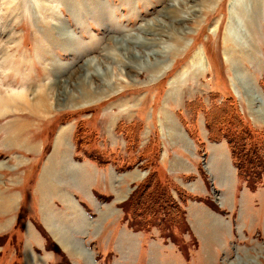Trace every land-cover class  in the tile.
<instances>
[{"label":"rangeland","instance_id":"1","mask_svg":"<svg viewBox=\"0 0 264 264\" xmlns=\"http://www.w3.org/2000/svg\"><path fill=\"white\" fill-rule=\"evenodd\" d=\"M174 8L186 19L180 23H171L170 18L166 17L164 21H168L172 27L159 24V27L156 24L151 27L152 35L156 30L163 35L157 36L156 40L163 41L165 47V52L160 58L162 61H154L155 65L151 69L138 70L126 66V59L115 60L116 53L115 57H112L114 54L110 48L115 45L114 37L121 38L130 33L135 34L131 35L133 37L136 34L145 36L137 31L141 24L146 26L148 21L155 17L160 18ZM248 9L252 11L251 14L254 12L255 16L252 15L255 27L249 30L245 22H237L246 39H252L244 53L231 43L229 30L236 26L235 16L245 19ZM173 29L177 32H171ZM174 34L181 35L178 43H174L177 41L173 40ZM131 36L128 37L132 38ZM198 48L202 52L204 62L202 61L199 69H195L190 64V59ZM144 49L140 47L139 51ZM167 50L169 52H166ZM110 55L111 57H108ZM88 58L98 59V67L102 72H107L105 83H102L101 77L93 74L91 80L95 84L80 86L78 78L83 71L80 64ZM131 58L133 59L134 55ZM74 68L77 73L69 76L70 81H66L64 77ZM237 75L243 76L245 83L250 86L248 91H244V97L237 91ZM246 77L249 80H246ZM174 80L177 81L172 84L171 81ZM41 85L46 90L49 89L48 111H38L35 106L30 107L31 103H24L22 99L14 97L15 93ZM65 85L68 87L66 91ZM253 86L256 89H253L254 91L251 88ZM175 88L179 90L176 94ZM260 89L264 93V0H0V160L2 156L4 162H11V159L18 161L17 148L22 149L21 152L29 153L19 145L17 130L25 131L27 136L29 134V137L35 140L46 122L54 120L56 122L45 129L46 137L49 138L56 123L68 120V143L69 138L72 139L73 136L70 144L74 143L79 150L89 149L91 157H95V152L87 142L91 143L96 138L102 150L105 149L100 153V157H95L97 161H94L97 164H104L102 162L106 161L108 164L105 174L103 170L104 180L97 179L96 184L103 186L106 191L100 193L101 197H96L106 204V208L99 205L94 207V211L87 210V215L92 218L89 220H93L92 223L100 227L103 221L106 222V219L114 216V211L118 215V208L109 206L115 202L111 200L108 203L111 199L109 191L121 186L124 190L123 199L128 193L133 195L135 200L132 199L129 203V195L121 202L120 223L125 222L129 226V218L132 217L135 224H139L138 228L143 227V224L147 226L149 238L157 239L161 243L163 240L158 238H168H163L166 246H175L187 264H264V105L261 106V102L255 99L256 96L264 98ZM228 94H233L234 101H229L230 120L225 121L229 127L223 125V129L220 125L225 120L224 98ZM248 94L255 97L251 100ZM167 100H171L170 105H173L170 109L177 111L174 114H179L182 118L184 115L181 110L186 113L187 119L184 116L183 120L189 125L197 142L201 139L196 129L197 116H193L196 108H203L199 110L203 113L200 122L204 121L211 139H226V131L232 137V133L236 131L235 127H238L237 137L240 139L233 138V143L236 148H239L237 141H240V146L244 144L249 147L247 155L251 157L248 161L246 156L243 163L247 167L250 166L254 172L263 171L260 178L254 177L253 187L248 186L246 181L239 177L241 187L236 192L237 208L234 212H229V235L228 227L224 226L218 237L217 232H214L216 237L200 240L191 230V224L187 220L188 205L196 200L193 196L206 205L205 199L211 198L208 203L212 204L216 194L213 191L209 192L205 199H200L201 196L194 194L192 196L187 192V185H184L188 179L178 182L162 167L160 171L167 178H162L159 186L154 185L151 194L137 190L155 173L153 164L156 161V149H160L161 135L157 126L160 114L169 109L162 107L164 102L168 103ZM178 108H181L179 112ZM197 112L198 110L195 111ZM72 122L76 123L74 129ZM61 128L65 129V126L60 127L58 133ZM71 131L73 133L70 135ZM136 140L140 141L139 145L135 143ZM146 143L154 144V148L144 150ZM70 144L68 153L59 157L58 162H61L55 169L51 164L46 165L48 160L42 163V159H39L34 160L33 169L26 172L31 180L24 186V198L19 212L21 219L9 235L0 237V245L5 248V252L1 254V264H18L13 255L14 249L19 248V239L16 237L25 227L23 219H34L33 197L36 196L32 193V184L37 179L39 165V176L57 186V190L67 192L73 188L78 189L75 186L80 183L86 188L85 181L83 182L71 164L70 158L78 159L70 157ZM227 144L229 146L228 141ZM77 155L82 161H87L82 153L78 152ZM236 158L239 159V156ZM28 160L30 161L26 159V162ZM113 164H117V168ZM14 165L9 168L11 181L19 179L20 175L12 169ZM167 198H170L169 202ZM134 201H138L137 204ZM152 201H155L153 207ZM215 208L219 209V206L215 205ZM78 209L81 210L79 207ZM254 212L255 216L252 215ZM76 213L80 215L78 210ZM76 219L72 225L78 223L80 226L83 219ZM88 226L86 225V229ZM107 226L113 229L112 224ZM66 227L69 228V225ZM53 228L57 231L54 226ZM80 229L83 230L81 227L78 231ZM86 229L81 234L85 235ZM64 232L59 228V235L65 236ZM109 233L110 231L107 235ZM224 234L226 238L223 237ZM163 252L167 257L166 262L161 260L159 251L154 247L136 249L129 263L124 256L120 261L121 264H179L173 258L177 257V254L168 249ZM61 256L57 258V263L64 255ZM9 258L14 260L8 263Z\"/></svg>","mask_w":264,"mask_h":264},{"label":"crops","instance_id":"2","mask_svg":"<svg viewBox=\"0 0 264 264\" xmlns=\"http://www.w3.org/2000/svg\"><path fill=\"white\" fill-rule=\"evenodd\" d=\"M236 78L238 79L237 84L239 86V88L236 86L237 89H239L237 91L241 97H244L245 89L244 82L242 81L243 79H241V75ZM247 79L248 77H246V80ZM176 89L177 88H175V94L179 91ZM252 89H254V86ZM261 93L264 95L262 91ZM234 95L237 97L236 94ZM167 101L168 103L164 102L162 107L166 108V110L169 109L160 114L157 126L158 132L160 130L159 134L161 133V135H159L160 149L159 151L156 149V161L155 164H153L155 171L157 172L156 174L160 177H166V175H163L160 171V167H162L163 169H166L167 173L173 179L178 180V182L181 179H188L186 182L183 180L184 185H187V192L192 196L193 194L201 196L202 198L200 199L208 197L209 192L211 191L215 192L216 194L214 196L215 200L212 203L213 205L208 203L211 202V198L205 199L208 206L203 203L202 200H198L196 196H193L196 200L191 201L188 205L187 220H189L188 222L191 224V230L200 238V240L205 239L206 237H216L214 232H217L218 237L224 226L228 227L227 233L229 235V212H234L237 208L236 192L239 187H241V184L237 169L231 158L227 140L225 138L211 139L209 137V129L207 130L204 121L200 122V117L203 113L198 111L195 114V117L197 116L198 126L196 129L198 130L201 140L200 142H197L191 134L189 125L183 120L184 116L186 118V113L183 112L181 108H178V112L181 110L184 116L182 118L179 114L177 116V114H174L175 112L177 113V111H172V109H170L173 107V105H170L171 100ZM172 103L175 104L173 101ZM67 121L68 120L56 123L54 125L56 128L53 126L54 131L49 138L45 136V129L49 128L51 123L56 122L54 120L46 122L44 128H41L37 134L38 139L35 140L31 139L29 134L27 136L25 131L17 130L19 145L23 147L25 151L28 150L29 153L21 152L20 150L22 149L17 148L19 150L18 161L11 159V162H9V160H5L4 162L3 157L1 156L0 237L9 235L8 233L15 229V225L18 224L21 219L19 212L24 198V186L26 185V182L31 180L27 177L26 172L31 168L33 169L34 160L42 159V163L44 160H48V164L46 165L48 166L51 164L55 169L59 162H61H58L59 157L68 153L67 148L73 141V136L72 139L69 138L68 143L66 138V135L69 134V131L66 129ZM262 122H264V118H262ZM75 124L76 123L72 122L73 129L75 128ZM62 126H65L64 134L62 133V135L59 136V141L57 142V133ZM72 133L73 131H71L70 135ZM135 143H138L139 145L140 141L136 140ZM73 144H70L72 149L70 157H74L78 160L70 158V161L74 166L73 168L75 169V172L79 174L83 182L85 181L86 188L80 183L78 186H75L78 189L73 188L67 190V192H62V189L57 190V186H53L50 184L51 182H46L45 177L41 178L39 176V165L36 174L37 179L33 181L32 184V193L36 196V198L33 197V200H35L34 219L31 217L24 218L23 222H25V227L21 233H19L18 237H16L17 240L19 239V248L14 249L13 255H15L14 259H17L18 264H35L34 262L36 261H39V264H55L59 257L56 252L48 249V241L60 249L61 253L68 258L70 264H97L95 263L96 261L99 262L98 264H121L120 259L122 260V256H124L127 263H129V259H132L136 249H144L148 247L157 248L161 260L163 261L167 260V257L164 255L165 251L163 252V250L168 249L179 256L173 257L175 262H178L179 264H187L182 257V254H180L179 251H176V247H167V243L164 242L162 237H153L158 238L161 241L163 240L161 243L157 241V239L153 240L149 238L146 231H136L130 228L127 223H120L122 211L121 202L130 195L127 193L126 198L123 199L124 190H122L121 186L115 188L113 191H109L111 199H108V203H110L111 200L115 201L113 205L109 206L118 208V215H116V212L114 211V216L106 219V222L103 221V224L100 227L92 223L93 220L92 222L89 220L92 218L87 215V210L91 209L94 211V207L99 205L106 208V204L103 201L96 199L97 196L101 197L100 193H106V191L103 186L100 187L96 184L97 179H99V181L104 180L103 170L105 174L107 172L106 169L108 164H106V161L102 162L104 164H97L95 162L96 160L94 161L95 158H91V151H89V149L79 150V147H76L75 144ZM87 145H91L95 153H103V150H105H102V147L99 142L96 141V138L91 143L87 142ZM151 145L152 143H146L144 150L148 151L149 148H154V144L152 147ZM46 147L48 148V151L44 155L43 152ZM37 152H40L39 155H37ZM78 152L82 153L87 161L79 159L81 157L77 155ZM26 159H30V161L28 160L26 162ZM42 163L40 162L41 165ZM12 165H14L12 167V169L15 170L14 172H18V175H20L19 179L11 181L9 180L11 175L9 168ZM113 165L116 167L117 164ZM153 177L154 173L152 174V178ZM141 180H143V178ZM229 200L231 202H229ZM214 204L216 206L218 205L219 209L215 208ZM78 207L82 211L79 210ZM75 209L78 210V213L80 214L79 216H81L83 222L80 223V226L77 223L74 227L72 226L68 228L66 227L67 225L71 226L77 220L76 218L78 216L76 217L77 213ZM103 212H105V210ZM110 213L111 212H109V214ZM252 215L255 216V212ZM51 221L53 222L50 223ZM111 224L113 225V229L107 226ZM86 225H89L87 229ZM53 226H60V228L65 231L64 235L66 238L68 237V242L63 240V238L55 232ZM79 227H82V232L78 231ZM85 229V235L81 234L84 233ZM108 231H110V233L107 235ZM74 233L79 234L75 235ZM225 235L226 234H224L223 237ZM226 237L227 236H225V238ZM17 251L18 253L16 254L15 252ZM3 252H5V248L3 245H0V260ZM90 256L92 262H90ZM14 259L10 260L9 258L8 263ZM161 264L167 263L161 262Z\"/></svg>","mask_w":264,"mask_h":264},{"label":"bare ground","instance_id":"3","mask_svg":"<svg viewBox=\"0 0 264 264\" xmlns=\"http://www.w3.org/2000/svg\"><path fill=\"white\" fill-rule=\"evenodd\" d=\"M252 7V6H251ZM259 7V6H258ZM242 8L244 9V7L242 6ZM241 8V9H242ZM246 9L248 8V7H245ZM260 8V7H259ZM188 9V8H187ZM245 9V10H246ZM251 9V8H250ZM250 9H248L249 11H250ZM252 9H253V7H252ZM255 9V8H254ZM259 10V9H258ZM241 11V10H240ZM247 12L248 14L246 15V17H245V19L244 18H242V19H240L239 17H236L235 16V24H236V26H234V28H230V36H229V38L231 39L230 41H231V43H233L234 44V46L235 47H239L238 49H240L241 50V52H244L245 53V51L246 50H248L247 48H248V45H249V43L252 41V39L249 41V39L247 40L246 39V37H245V34H244V31H243V29H241V27L239 28V26H237L238 24H237V22H239L240 23V20H241V22H245L244 24H246L247 26V29H249V30H251L252 28H254L255 26V24H254V21H255V19H254V12L256 11V9L254 10V12L251 14V12L252 11H250V12ZM245 12V11H244ZM259 12V11H258ZM256 13V12H255ZM186 14V13H185ZM243 14V13H242ZM189 15V14H188ZM170 18V20H171V23L173 22V21H178L179 23L181 22V21H183V20H185L186 18H185V16L182 14L181 15V13L179 12V10H177L176 8H174L173 10H168L167 11V14H163L160 18L159 17H155V18H153L151 21H148V24H146V26H145V24H141L138 28H137V31H140V32H142L145 36H142V35H140V34H136V36H131V35H135L134 33L132 34V33H130V34H128V35H125V36H122L121 38H118V37H114L113 38V40H114V42H115V45L114 46H112L110 49L112 50L111 52L114 54L112 57L114 58L115 57V53H116V57H115V60H117V61H119V60H121V59H126V61L125 62H127V64H126V66H128L129 68L130 67H134V68H137L138 70L140 69H144V70H148L149 68L151 69L152 67H153V65H155L154 63V61H162V60H160V58H161V56H162V54L165 52V51H163V48H165L164 47V45H163V41H161V42H158V41H156L157 40V36L159 37L160 35L161 36H163L162 34H161V32H157L158 30H156L155 32H153V34L154 35H152L151 34V27L153 26V24H156V26H157V24H159V26H164V27H167V26H170V27H172L171 25H170V23L168 22V21H164L165 20V18ZM189 17V16H188ZM251 19V20H250ZM234 21H233V23H234ZM249 21V22H248ZM155 26V27H156ZM159 26H157V27H159ZM154 27V26H153ZM173 27H175V26H173ZM242 27L244 28V25H242ZM153 30V29H152ZM179 30V29H178ZM255 31V30H254ZM254 31H252V33L254 32ZM163 32V31H162ZM171 32H177V30H171ZM146 34H149V35H151V36H148V35H146ZM171 35V34H170ZM131 36L132 38H129V37ZM169 36V35H168ZM168 36H165V37H168ZM173 36V40H177L176 42H174V43H178L179 41H180V36L181 35H179V34H174V35H172ZM172 36H171V38H172ZM245 37V38H244ZM249 37V36H248ZM109 39V38H108ZM128 42H130L129 44H128ZM152 42H154V44H151ZM248 42V43H247ZM159 43H162V44H159ZM151 45H153V46H151ZM157 46V47H156ZM247 46V47H246ZM140 47H144L145 49H144V51H142V52H140L139 51V48ZM166 47H168V45L166 46ZM233 47V46H232ZM246 47V48H245ZM109 49V50H110ZM91 51V50H90ZM89 51V52H90ZM110 52V51H109ZM166 52H169V50H167ZM195 52V54H194V56H193V58L192 59H190V64L191 65H193L192 67H195V69L197 68V69H199L202 65V63L204 62V60L202 59V57H203V55H202V52H201V50L198 48L196 51H194ZM88 55V54H87ZM109 55V54H108ZM132 55H134V58L132 59L131 58V56ZM108 57H111V55L110 56H108ZM245 57H247V56H245ZM234 58H236V57H234ZM248 59L250 58V56L249 57H247ZM246 58V59H247ZM242 59V58H241ZM98 60V59H97ZM97 60H95V58H88L85 62H83L82 64H80L81 65V67H83L81 70H83L81 73H80V78H78L79 79V84H80V86H82V85H85V84H95L92 80H91V77L93 76V74H97L99 77H101V79H102V83H105V79H104V77H106L107 78V72H102V70H101V68H99L98 67V65H97V63H98V61ZM97 61V62H96ZM203 61V62H202ZM122 62H124V61H122ZM124 62V63H125ZM104 63H105V60H104ZM156 63H158V62H156ZM100 66V65H99ZM102 67H106L107 68V66H104V65H102ZM204 68V67H203ZM158 69V68H157ZM205 69V68H204ZM143 70V71H144ZM68 73L69 74H66V76L64 77V79H66V81H70V79H71V77L74 75V74H76L77 72H76V70H75V68L71 71V72H69L68 71ZM79 74V73H78ZM184 75V74H183ZM69 76H71V77H69ZM238 76V75H237ZM241 77H243V76H241ZM244 78V77H243ZM243 78H241V79H243ZM177 80H174V81H171V83L172 84H174L175 82H176ZM244 81V80H243ZM65 83V82H64ZM170 83V84H171ZM44 85V84H43ZM43 85H41L42 86V88H40L41 86H39L38 88H30V89H26V90H24V91H20V92H18V93H15V95H14V97H17V98H19V100L20 99H22L23 101H24V103L25 102H27V103H31V105H30V107H36V110L38 109V111H48L49 110V107H50V105H49V103H48V91H49V89H47L46 90V88L43 86ZM46 85V84H45ZM89 86V85H88ZM244 86H245V90L246 91H248V89H250V86H249V84H246L245 83V81H244ZM66 87H67V85H65V91L67 90L66 89ZM93 87V86H92ZM45 88V89H44ZM68 88V87H67ZM234 88V87H233ZM252 88V87H251ZM255 88V87H254ZM86 89V88H85ZM51 90V89H50ZM244 90V91H245ZM253 90V89H252ZM251 90V91H252ZM52 93V92H51ZM246 94V93H245ZM258 94H259V92H258ZM50 95V94H49ZM249 95V94H248ZM254 95V94H253ZM250 97H251V100H252V97H255V96H251V95H249ZM247 97V96H246ZM52 98V97H51ZM248 98V97H247ZM255 99L257 100V101H259V102H261V106L262 105H264V98L263 97H259V96H256L255 97ZM247 101H249V100H247ZM19 103V102H18ZM26 103V104H27ZM25 104V105H26ZM33 105V106H32ZM52 105V104H51ZM28 106H29V104H28ZM261 109V108H260ZM64 132V129L63 128H61L60 129V132L57 134L58 135V137L60 136V135H62V133ZM64 134V133H63ZM58 144V143H57ZM56 144V145H57ZM57 148V147H56ZM73 172H74V170H73ZM75 173V172H74ZM147 173V172H146ZM77 181V180H76ZM77 184V183H76ZM70 204V203H69ZM69 206V205H68ZM76 216H78L77 218H81L79 215H76ZM51 218V217H50ZM50 218H49V220H50ZM53 219V218H52ZM53 221H51L50 223H52ZM55 223H57V222H55ZM53 225H55V224H53ZM74 227V225H71V226H69V228L70 227ZM58 227V226H57ZM57 227H55V229H57V231H55V232H57V234H58V231H59V228H60V226L57 228ZM79 228H81V227H79ZM75 229H76V227H75ZM80 231H82L81 229H80ZM65 233V232H64ZM69 233V232H68ZM67 234V233H66ZM68 235V234H67ZM62 238H63V240H65L66 242H67V240H69V239H67L65 236H62V235H60ZM67 244H69V243H67ZM73 244V243H72ZM72 247H73V245H72ZM80 247V246H79ZM78 251H79V249H78ZM35 264H39L38 262H34ZM32 264V263H31Z\"/></svg>","mask_w":264,"mask_h":264},{"label":"trees","instance_id":"4","mask_svg":"<svg viewBox=\"0 0 264 264\" xmlns=\"http://www.w3.org/2000/svg\"><path fill=\"white\" fill-rule=\"evenodd\" d=\"M233 97H234L233 94H230V96L228 94L224 98V101H225L224 102V107H225V109H224L225 110V112H224L225 120L220 125V126H222L223 129H225V127L223 125H225L226 127L227 126L229 127V125H227L228 122L225 123V121L226 120H230L229 119V101H234V100H232ZM197 110L198 111L199 110H203V108H201V109H197L196 108L194 110V113H193L194 115L193 116H195V114H196L195 111H197ZM235 113H236V115H238V112L237 111H235ZM235 129H236V131H235V133H232L233 134L232 137L230 136V134H229L228 131L225 132V134H226L225 137H226V139H227V141L229 143V147H230V150H231V157H232L233 163L235 164V166L237 168L238 176L241 177V179H244L246 181V183H247L248 186L253 187L254 186V183H253L254 182V177L260 178L262 176V174H263V171L261 170L259 172H254L250 168V166L247 167V165H245V163H243V161L246 158V156L249 158L248 161H250L251 157L249 155H247V152L250 151V150H249V147H246L244 144H242L240 146V141H237L238 144H239V148H236L235 147L232 139L233 138L240 139V137H237V135H239V129H238V127H235ZM222 137H224V136H222ZM47 149L48 148L46 147L44 151L46 152ZM251 151H252V147H251ZM93 155L95 157H100V153H94ZM237 156H239V159L236 158ZM263 170H264V167H263ZM156 173L157 172L155 171L153 178L151 176H149L147 178V181L143 182L142 183L143 185H140L137 190L138 191H143V192H146V193L149 192V194H151L152 193V187H154V185L159 186L161 184L162 178H166V177L157 176ZM169 182H170V180L168 181V183ZM132 199L135 200L134 197H133V195L132 196L130 195V197L128 198L129 203H130V201ZM167 200L169 202L170 198H167ZM134 202L136 203L138 201H134ZM154 202L155 201H152L151 207H153ZM129 219H130L129 220V226H131L132 228H134V229H146L147 226L145 224H143V227L138 228L139 227V224L137 222L135 224V219H133L132 217H130ZM161 221L162 220H159V222H161ZM48 246H50L52 248H55V250H57L60 253V251L56 247H54L53 243H51L50 241H48ZM60 255H61V253H60ZM62 262L66 263V264H69V262L67 261V259L64 256L62 258Z\"/></svg>","mask_w":264,"mask_h":264}]
</instances>
